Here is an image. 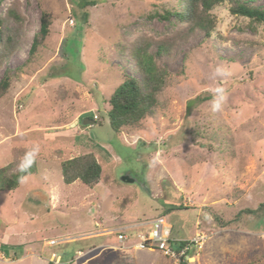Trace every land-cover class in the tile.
Wrapping results in <instances>:
<instances>
[{"label": "rangeland", "instance_id": "374dc122", "mask_svg": "<svg viewBox=\"0 0 264 264\" xmlns=\"http://www.w3.org/2000/svg\"><path fill=\"white\" fill-rule=\"evenodd\" d=\"M96 1L85 21L78 0H0V16L13 5L25 16L0 68V79L12 76L0 98V168L20 149L37 168L0 190V264H49L54 253L68 264H264V207L242 213L264 203V24L226 1L207 36L160 16L179 0ZM44 11L50 33L31 55ZM133 44L166 48L168 82L153 116L116 132L109 99L125 76L142 78ZM90 151L100 183L66 184L61 162ZM159 217L173 239H200L185 259L135 247Z\"/></svg>", "mask_w": 264, "mask_h": 264}, {"label": "trees", "instance_id": "16d2710c", "mask_svg": "<svg viewBox=\"0 0 264 264\" xmlns=\"http://www.w3.org/2000/svg\"><path fill=\"white\" fill-rule=\"evenodd\" d=\"M81 9H84V19H88L89 12L86 10L89 6L97 3L96 0H78ZM229 2V10L233 15L244 16L250 19L252 24H264V7L252 4V0H179L176 8H171L160 14L164 19L175 17L188 23L193 31L201 29L207 36L212 34L216 27V17L211 12L214 7L224 2ZM10 19L16 23V28L5 26V20ZM25 16L21 13L17 5L9 7L6 11V17L0 16V68L3 61L8 59L17 46L15 31L23 26ZM50 13L44 11L41 16L40 30L34 35V40L30 49L33 55L38 46L46 39L50 33L51 25ZM156 54H150L146 46L138 47L133 44L132 51L136 58L137 66L141 70L142 78L125 76L124 81L116 88L109 99L111 109L108 111L110 124L114 131L120 132L126 126H138L141 120L147 116H153L156 113L158 105V94L167 85L168 72L158 64V60L165 53L166 48L161 45ZM11 72L6 70L0 79V98L3 97L11 86ZM211 94L197 96V101L211 98ZM95 120H99L95 118ZM14 163H10L0 168V190H15L27 174L37 172L36 156L27 149L16 151ZM20 158H19V157ZM24 160L17 169L15 165L19 160ZM15 169V170H14ZM61 172L63 181L71 184L77 180L86 186L93 188L101 181L102 165L96 154L92 151L65 159L61 162ZM264 207L260 204L257 209H244L242 213H257ZM183 204L167 208L168 211L174 209H183ZM169 243L174 247L181 249L189 243L188 240L169 239ZM190 249L188 250V253ZM14 254H16L14 252ZM183 264V263H182Z\"/></svg>", "mask_w": 264, "mask_h": 264}, {"label": "built area", "instance_id": "2783aa9c", "mask_svg": "<svg viewBox=\"0 0 264 264\" xmlns=\"http://www.w3.org/2000/svg\"><path fill=\"white\" fill-rule=\"evenodd\" d=\"M95 118H98V116H95ZM171 232L172 226L164 217L156 218L152 221L151 228L148 232L138 234V238L134 243L135 247L142 250H159L166 256L185 259L191 245H197L200 242L199 238H194L184 247L178 249L169 243ZM118 238L119 240L124 241L125 239H128V235L125 232L119 233ZM52 243L55 242L52 241ZM2 257L4 258L3 254L0 255V258ZM49 264H61L59 256L54 253Z\"/></svg>", "mask_w": 264, "mask_h": 264}, {"label": "crops", "instance_id": "0c3cea01", "mask_svg": "<svg viewBox=\"0 0 264 264\" xmlns=\"http://www.w3.org/2000/svg\"><path fill=\"white\" fill-rule=\"evenodd\" d=\"M100 223H102V222H100ZM142 224H143V223H142ZM145 225H147V223H146ZM148 225L151 227V224H148ZM130 226H131V225H129V226H128V225H127V226H124L122 229H124L125 227H130ZM104 229H108V228H103L102 231L96 232V233H94V234H88V235H86V236H88V237H89V236H94V235L96 236L97 233H101V234H102V233H104V232L106 231V230H104ZM119 230H120V229H119ZM125 233L128 235L127 231H126ZM101 234H100V235H97V236H104V235H101ZM104 234H105V233H104ZM129 237H130V236L128 235V238H129ZM108 239H109V237L107 238V241H108ZM117 239H118V238H117ZM127 241H128V240H127ZM134 242H135V241H134ZM130 243H131V242H130ZM130 243H129V244H130ZM132 243H133V242H132ZM132 243H131V244H132ZM49 262H50V261H49Z\"/></svg>", "mask_w": 264, "mask_h": 264}, {"label": "water", "instance_id": "95a60500", "mask_svg": "<svg viewBox=\"0 0 264 264\" xmlns=\"http://www.w3.org/2000/svg\"><path fill=\"white\" fill-rule=\"evenodd\" d=\"M92 122H94V121L93 120H88V119H84L82 121L83 124H89V123H92ZM123 180L127 181V182H134L135 181V179H132V178H129V177H124ZM61 264H68V263H61Z\"/></svg>", "mask_w": 264, "mask_h": 264}]
</instances>
